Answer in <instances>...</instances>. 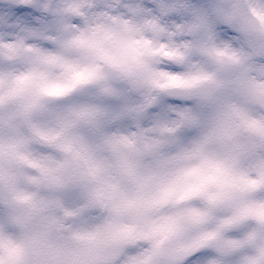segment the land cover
<instances>
[{"label": "snow or ice", "instance_id": "snow-or-ice-1", "mask_svg": "<svg viewBox=\"0 0 264 264\" xmlns=\"http://www.w3.org/2000/svg\"><path fill=\"white\" fill-rule=\"evenodd\" d=\"M6 2L10 8L0 9V30L7 29L0 31V264H264V119L234 108L191 142L182 134L199 125L191 112L171 122L157 118L162 139L110 133L114 122L141 120L152 101L137 108L120 103L111 73L100 66L130 76L106 45L128 51L132 43L102 26L80 30L81 20L68 23L69 15L99 9L98 0ZM71 51L81 59L69 58ZM56 68L59 77L52 75ZM168 79L161 87L191 91L213 76ZM92 93L114 102L101 107L79 99ZM85 125L101 144L82 134ZM37 141L63 159L34 157L29 145ZM96 208L108 216L90 226L84 217Z\"/></svg>", "mask_w": 264, "mask_h": 264}, {"label": "clouds", "instance_id": "clouds-1", "mask_svg": "<svg viewBox=\"0 0 264 264\" xmlns=\"http://www.w3.org/2000/svg\"><path fill=\"white\" fill-rule=\"evenodd\" d=\"M71 2L53 0L57 6ZM98 2L99 9H84L80 17L67 16L68 23L81 20L80 30L102 26L120 40L132 43L128 51L113 46L111 41L106 45L130 76L102 62L100 66L111 73L110 83L119 92L120 103L137 108L152 101L141 120L129 118L114 122L108 129L110 133H142L150 139H162L157 130V118L171 122L179 119L180 113L191 112L198 117L199 125L182 130L186 140L191 142L234 108L245 110L256 119H264V100L258 98L264 93V0ZM9 8L6 0H0V9L7 11ZM86 18L88 23H85ZM125 24L129 31L124 30ZM72 27L75 32L77 26ZM144 41L148 42L147 48L143 47ZM204 49L211 50V55ZM67 55L73 60L81 59L76 51ZM61 73L59 68L52 70L53 77ZM200 73L212 75L213 80L191 91L161 87L169 84V77L184 79ZM154 80L160 86L153 84ZM79 99L101 107L114 102L95 93ZM81 131L94 144L102 143L89 126L85 125ZM29 152L34 157H50L56 161L64 156L54 147L38 141L29 145ZM97 155L105 159L111 156L107 151H99ZM82 205L83 201L77 200V206ZM107 216L106 210L96 208L89 211L84 220L90 226H100Z\"/></svg>", "mask_w": 264, "mask_h": 264}]
</instances>
